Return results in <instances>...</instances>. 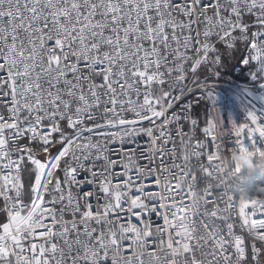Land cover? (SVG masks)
Masks as SVG:
<instances>
[{
  "label": "snow or ice",
  "instance_id": "snow-or-ice-1",
  "mask_svg": "<svg viewBox=\"0 0 264 264\" xmlns=\"http://www.w3.org/2000/svg\"><path fill=\"white\" fill-rule=\"evenodd\" d=\"M241 47L264 72V0H0V264H264V193L181 103Z\"/></svg>",
  "mask_w": 264,
  "mask_h": 264
},
{
  "label": "built area",
  "instance_id": "built-area-1",
  "mask_svg": "<svg viewBox=\"0 0 264 264\" xmlns=\"http://www.w3.org/2000/svg\"><path fill=\"white\" fill-rule=\"evenodd\" d=\"M216 46L222 51L226 47L223 44ZM244 56L246 58L247 54L244 53ZM198 71L201 82H206L213 87L209 90L200 89L186 96L181 103L188 102L194 106L201 127L204 126V120L211 118L214 110H219L225 130L228 132L225 137V147L228 152L238 147L234 136L230 133L232 121L243 123L248 118L250 111L264 116V72L259 71V66L255 62L246 65L240 59L230 68L225 67L223 56L222 62L215 68L210 69V67L202 66ZM208 91L213 93L212 99L209 98ZM172 111L170 109L169 114ZM187 127L188 125H185L186 129ZM246 144L249 147L254 145L251 140L246 141ZM255 146L264 149V138L256 137Z\"/></svg>",
  "mask_w": 264,
  "mask_h": 264
},
{
  "label": "clouds",
  "instance_id": "clouds-1",
  "mask_svg": "<svg viewBox=\"0 0 264 264\" xmlns=\"http://www.w3.org/2000/svg\"><path fill=\"white\" fill-rule=\"evenodd\" d=\"M218 134L226 133L218 129ZM220 166V179L224 185L244 196L264 193V149L238 145L221 155Z\"/></svg>",
  "mask_w": 264,
  "mask_h": 264
},
{
  "label": "trees",
  "instance_id": "trees-1",
  "mask_svg": "<svg viewBox=\"0 0 264 264\" xmlns=\"http://www.w3.org/2000/svg\"><path fill=\"white\" fill-rule=\"evenodd\" d=\"M242 54V47L237 50L235 53H223V63L225 67L230 68L235 63H237L240 59V55Z\"/></svg>",
  "mask_w": 264,
  "mask_h": 264
}]
</instances>
